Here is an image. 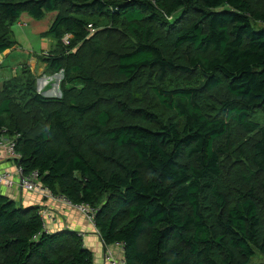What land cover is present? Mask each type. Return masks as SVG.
<instances>
[{
  "label": "trees",
  "instance_id": "obj_1",
  "mask_svg": "<svg viewBox=\"0 0 264 264\" xmlns=\"http://www.w3.org/2000/svg\"><path fill=\"white\" fill-rule=\"evenodd\" d=\"M49 12L61 97L27 66L0 77L16 163L95 207L125 264H264V0H0V67L13 25ZM45 229L0 193V264H94L78 232Z\"/></svg>",
  "mask_w": 264,
  "mask_h": 264
},
{
  "label": "crops",
  "instance_id": "obj_2",
  "mask_svg": "<svg viewBox=\"0 0 264 264\" xmlns=\"http://www.w3.org/2000/svg\"><path fill=\"white\" fill-rule=\"evenodd\" d=\"M14 49L15 47L12 50ZM12 50L7 51L4 55L1 56L2 66L4 65L3 61L5 57H8L11 54ZM39 58L40 57H35L34 59L27 62L25 66L29 67V69L32 71V74L37 78V86H39V81H44L45 85L42 87V94L44 96L61 97V90L59 87L61 80L60 83L56 82L61 75H49L50 77L48 75H45L47 66L45 63L40 62ZM14 169V162L8 158L5 152L0 151V171L13 172ZM0 193L10 197L24 207H39L40 211L50 213V216L48 217L49 220L47 221L48 230L50 232L71 230L81 234L83 236L82 240L86 248L89 249L92 254H95L94 264H96V262H98V264H109L105 262L104 258L106 251L113 253V255L117 258L120 255V260L123 261V248L120 245L106 247L98 234L97 228L91 225L83 217V215H81V213L71 210L62 203H51L50 201L44 200L37 195L22 193L18 189H13L11 191L2 190L0 191ZM101 248L103 249V257L100 256V252L102 251Z\"/></svg>",
  "mask_w": 264,
  "mask_h": 264
},
{
  "label": "rangeland",
  "instance_id": "obj_3",
  "mask_svg": "<svg viewBox=\"0 0 264 264\" xmlns=\"http://www.w3.org/2000/svg\"><path fill=\"white\" fill-rule=\"evenodd\" d=\"M55 18V12L47 13L41 20H34L27 15H23L21 19L13 25L12 29L14 40L18 43V45L14 50L11 51V54L8 57H5L3 61L4 65L0 67L1 78L22 76L23 69L25 68L27 62L34 59L35 57H41L42 55L49 53L50 49L54 48L55 39L49 34V31L55 21ZM90 29L93 31L91 34H93L95 32L102 31L105 28L101 26L100 28L90 27ZM71 51H73V48ZM40 62H42L41 59ZM60 80H63V74L57 79L56 82L60 83ZM80 84L81 83L75 84V87L81 88L82 84ZM44 85V81H39L38 90H40V93L43 92L42 87ZM260 117L262 118L263 122L257 118V115L254 116V120H257L256 122L264 125V111L261 112ZM101 250L100 256L103 257V249L101 248ZM94 255L95 254L93 253V256ZM114 257L121 261L120 255L118 258L116 256ZM254 262L261 263L264 262V259L262 257H258L256 260H254ZM96 264H98V262H96Z\"/></svg>",
  "mask_w": 264,
  "mask_h": 264
},
{
  "label": "built area",
  "instance_id": "obj_4",
  "mask_svg": "<svg viewBox=\"0 0 264 264\" xmlns=\"http://www.w3.org/2000/svg\"><path fill=\"white\" fill-rule=\"evenodd\" d=\"M71 39L72 37L70 35H66L62 39V43L64 44V46L70 45ZM0 151L5 152L8 158L12 160L15 164V169L13 172L0 171V191H11L13 189H18L22 193L37 195L43 198L44 200L50 201L51 203H62L71 210L81 213V215H83V217L91 225L96 227L95 216L97 213V209L95 207L89 204L75 205L64 196L53 194L49 188L41 185L38 180L39 174L37 172L31 174L25 173L23 167L16 163L21 160V156L16 151L15 141H9L5 137L1 138ZM40 214L45 223V230L48 231L47 221L49 220L48 217L50 216V213L40 211ZM80 236L83 237L81 234ZM104 258L105 262L109 264H125L124 260H117L114 257L113 253L108 251H106Z\"/></svg>",
  "mask_w": 264,
  "mask_h": 264
}]
</instances>
